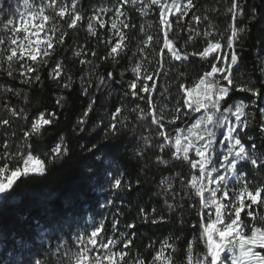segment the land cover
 I'll return each mask as SVG.
<instances>
[{
    "label": "snow or ice",
    "instance_id": "6c2138e0",
    "mask_svg": "<svg viewBox=\"0 0 264 264\" xmlns=\"http://www.w3.org/2000/svg\"><path fill=\"white\" fill-rule=\"evenodd\" d=\"M129 3L141 16L158 10L159 30L163 34V41L159 47L161 67L150 73L142 66V61L148 58L145 50L152 47L154 40L159 43V38L148 34L145 26L140 25V32L144 33L145 38L138 41L137 52L140 53V59L130 68L136 79L128 83V91L124 92V96H128L130 92L132 97L146 100L147 110L137 104L132 112L138 113L139 121L150 117L151 125L156 126L158 136L162 137L163 142L157 145L160 152L171 151V161L187 167V171H177L172 176L162 177V190L165 193L174 192L171 180L175 178L180 181L185 197L199 201L198 209L196 203L188 205L189 211H196L199 217L192 230L195 232L198 226L200 231L198 236L194 235L191 240H187L182 264H264V215L247 210L246 217L251 218L250 222L241 216L246 209L264 206V180L249 179L250 175L255 178L264 170V153L257 154L255 143L248 146L251 137L245 140L250 117L254 119V114L248 109L255 108L257 100L264 96V81L261 82L262 87L255 86L251 81L237 83L234 72L240 60L237 42L241 33L246 31V27L238 26L239 19L245 16L246 0L244 3L241 0H231L223 13L227 22L223 30L210 20L209 15L196 14V0H115L112 8H95L87 17L86 28L90 36H97L98 29H106L109 33L107 39L100 37V42L108 48L101 60L110 59L115 64L129 47L130 41L125 30L136 28L125 10ZM8 11L4 8V0H0V14ZM108 13L111 15L105 19ZM258 15L257 9L253 7L248 18L255 21ZM84 20L81 0H39L38 4L34 0H23V11L19 7L12 11L0 28L4 33L0 35V71L13 79L18 73L22 83L32 86L41 82L42 68L54 64L49 69V78L58 83L63 79L65 66L61 61L53 60V55L57 47L66 43L68 30H79ZM202 22H207L204 31L199 27ZM180 29L188 33L185 44L203 37L202 50L189 53L183 46H177L176 39L171 37L173 34L179 37ZM85 54L83 45L73 51L75 57ZM91 55L95 57L96 51L93 50ZM166 56L174 61H187L189 56H194L210 64V68L191 84H179V90L183 92V104L175 106L171 115L165 111L166 104L153 102V91L157 87L154 77L160 75ZM80 63L90 65L92 62L81 58ZM87 75L91 77L93 73ZM164 75L168 73L165 72ZM183 75L184 73H180V76ZM107 79H115L113 72H108ZM98 80L97 89L102 85L107 86L104 76L98 77ZM81 83L84 85L83 80ZM91 86L89 79L87 85L83 86L82 94L88 95ZM61 87L71 89L70 76ZM0 89L19 96L18 90L5 85H0ZM237 92L250 94L253 99L250 103H245L243 99L233 100ZM27 99L25 96L26 101ZM65 99L58 96L57 106L63 107ZM229 100L233 102L229 103ZM94 105L93 97L76 121L81 132L85 130ZM124 107L126 106H117L112 111L105 129V139L115 137L120 131L118 125L122 123L120 116ZM5 109L11 119L0 118V128L11 131H5L0 142V202L18 200L24 191L16 187L20 179L45 175L50 165L62 161L69 154L63 135L42 154L37 152V146L32 143L33 139H42L46 126H52L58 120L55 111L37 109L32 112L25 107L17 110L8 104H5ZM260 113L262 122L259 130L264 135V108L260 109ZM184 117L193 119L189 122ZM16 120L23 121L19 139L12 127ZM177 120L183 121L184 126H176ZM96 126L99 127L100 124ZM218 130H221L219 136ZM143 142L144 147L138 148L135 155H142L144 148L150 146V137H143ZM81 147L84 148L85 145L82 144ZM94 150H99L96 144L88 149L89 152ZM155 160L158 165L170 163L169 159H164L161 155H157ZM88 171L92 172L93 169ZM109 175L112 178L110 188L118 190L124 186L123 173L109 172ZM136 182L138 184L139 180ZM127 187L131 188V184ZM107 203L113 202L109 199ZM165 204L169 212H175L179 207L175 202L169 203L167 199ZM138 218H142L145 223L150 221L153 225L166 222L164 215H157L155 207L151 212L141 207ZM181 220L183 221V216ZM116 223L118 222H114V228ZM135 228V222L129 223L126 229L133 230L129 236L120 232L118 237H113L106 234L101 222L90 234L75 238L74 246L78 250L66 253L69 264H174L172 254L176 251V244L181 242V237L173 240L169 236L160 241L159 249L155 250L153 259L148 262L140 257H131L129 249L134 243ZM154 243H150V249L154 248ZM199 245H203V251H196ZM35 264L42 262L37 260Z\"/></svg>",
    "mask_w": 264,
    "mask_h": 264
},
{
    "label": "trees",
    "instance_id": "16d2710c",
    "mask_svg": "<svg viewBox=\"0 0 264 264\" xmlns=\"http://www.w3.org/2000/svg\"><path fill=\"white\" fill-rule=\"evenodd\" d=\"M241 2L244 3L245 0ZM114 3L115 0H81V10L85 20L81 23L79 30H68L66 43L57 47L53 55V60H59L65 66L63 79L58 83L49 78V69L54 67V64L44 66L40 71L41 82L32 86L22 83L18 73L13 79L0 71V85L19 91V96H16L0 89V118L11 119L5 104L16 107L17 110L25 107L32 112L37 109L55 111L58 120L54 125L46 126L42 139H33L32 143L37 146V152L42 154L63 135L69 148L68 156L50 165L45 175L19 180L16 187L24 191L18 200L0 202V264H35L37 260L42 264H61V261L63 264H69L66 253L71 251L75 238L99 222H103L106 232H111L117 237L120 232L129 236L133 230L126 229V225L135 222L136 236L129 251L132 258L140 257L148 262L153 259L155 250L159 249V242L171 236L173 240L181 237V242L176 244V251L172 254V258L174 264H182L185 258L183 250L186 249L187 240H191L194 235H199L198 226L195 232L192 230V226L197 224L199 219L197 212L188 209L191 203H196L198 209V199L190 200L185 197L180 181L175 178L171 180L174 192L165 193L160 187L162 177L172 176L177 171H187V167L171 161V151L160 152L157 145L163 142L162 137L158 136L156 126L151 125L150 117L139 121L138 113L132 112L137 104L147 110L146 100L132 97L130 92L128 96H124V92L128 91V83L136 79L130 68L140 59L137 43L145 38L144 33L140 32L141 24L145 26L148 34L159 38V43L154 40L152 47L145 50L148 58L142 61V66L150 73H154L161 67L159 47L163 41V34L159 30L158 10L150 12L147 16H141L131 3L125 6L131 23L135 24L136 28L125 30L130 41L129 47L114 64L110 59L101 60L108 48L100 42V37L107 39L108 31L98 29L97 36H90L86 28L87 17L95 8L104 6L112 8ZM230 3L231 0H196L195 11L196 14L209 15L210 20L223 30L227 23L223 13ZM253 7L257 9L259 15L255 21H250L248 16ZM213 9L217 11L214 12ZM110 15L111 13H108L104 18L107 19ZM206 24L207 22L201 23L199 26L201 31L205 30ZM149 25H151L150 28ZM238 26L246 27V31L241 33L240 40L237 42V51L240 56L239 64L234 68L237 83L251 81L255 86L262 87L264 0H246L245 16L239 19ZM64 27L66 28V23ZM0 28H2L1 21ZM3 34L0 31V35ZM187 36L188 33L180 29L179 37L173 34L171 38L176 39L177 46H183L189 53L202 50L203 37L185 44ZM81 45L86 49V54L75 57L73 51ZM93 50L97 53L95 57L91 55ZM81 58L92 63L81 64ZM209 68L210 64H206L199 57L189 56L187 61H174L170 56H166L160 75L154 77L157 87L153 91V102L159 105L166 104L165 111L169 115L173 114L174 107L183 104V92L179 90V84H191ZM90 72L93 73L91 77L87 75ZM108 72H113L115 79L108 80ZM165 72L168 75H164ZM180 73L184 75L180 76ZM69 76L72 79V87L64 89L61 85ZM100 76L105 77L107 86L102 85L97 89ZM89 79L92 86L89 88L88 95L85 96L82 94V89ZM82 80L84 85L81 83ZM141 95L146 94L141 93ZM25 96L28 97L27 101ZM58 96L66 98L63 107H58L56 104ZM93 97L95 98L94 108L89 114L85 130L81 132L76 121L87 109ZM241 99L245 103H250L253 98L250 94L237 92L233 100ZM233 100H229V103ZM121 105L126 107L120 116L122 121L118 125L120 131L115 137L110 136L105 139V129L111 119V113L115 107ZM261 108H264V96L257 100L255 108L249 107L248 111L254 114V119L250 117L249 128L245 130L247 132L245 140L251 137L248 146L255 143L258 155L264 153V135L259 130L262 122ZM192 119L193 117H184V120L189 122ZM97 124L100 126L97 127ZM176 126L183 127V121L177 120ZM12 127L16 130L17 139H19L23 121H14ZM169 129L171 130V126ZM5 131L10 132L11 129L0 128V142L4 138ZM220 131H217L218 136ZM145 136L150 137V146L144 148L142 155H135L138 148L144 147L143 137ZM82 144L85 145L84 148L81 147ZM92 144H96L99 150L89 152L88 149ZM157 155L169 159V165H158L155 160ZM88 169L93 171L89 172ZM109 172L123 173L124 186L118 190L110 188L112 178ZM249 179L264 180V170H261L255 178L250 175ZM137 180H139L138 184ZM129 184L131 188L127 187ZM109 199L112 200V204L107 203ZM166 199L169 203L175 202L179 206L175 212L168 211ZM141 207L148 212L155 207L157 215H164L166 222L159 225H153L150 221L143 222L142 218H138ZM247 210L264 215V206L246 209L241 216L249 222L251 218L246 217ZM114 222H118L115 228ZM152 242H155L154 248L150 249ZM203 250V245L196 248V251Z\"/></svg>",
    "mask_w": 264,
    "mask_h": 264
},
{
    "label": "rangeland",
    "instance_id": "374dc122",
    "mask_svg": "<svg viewBox=\"0 0 264 264\" xmlns=\"http://www.w3.org/2000/svg\"><path fill=\"white\" fill-rule=\"evenodd\" d=\"M30 2H31V0H30ZM34 2L36 4H38L39 0H34ZM18 7L21 8V10L23 11V0H4V8L9 10V11L6 14H0V21L2 22V24L4 21H6L10 17L11 12L15 11ZM233 183H235V182H233ZM98 226H100V222L97 223L95 226H92L87 232L81 233L79 235L90 234V232L93 230V228L98 227ZM106 234L109 236L117 237V236L113 235V233H111V232H106ZM120 247H122V245ZM76 250H78V249H76L75 246L73 245L71 251H76ZM222 255H224V254H222Z\"/></svg>",
    "mask_w": 264,
    "mask_h": 264
}]
</instances>
